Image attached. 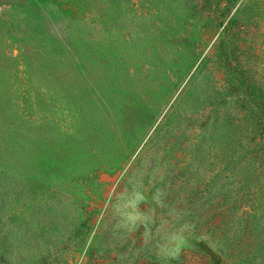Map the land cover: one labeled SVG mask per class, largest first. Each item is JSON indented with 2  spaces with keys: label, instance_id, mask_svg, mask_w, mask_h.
Here are the masks:
<instances>
[{
  "label": "rangeland",
  "instance_id": "1",
  "mask_svg": "<svg viewBox=\"0 0 264 264\" xmlns=\"http://www.w3.org/2000/svg\"><path fill=\"white\" fill-rule=\"evenodd\" d=\"M0 264H264V0H0Z\"/></svg>",
  "mask_w": 264,
  "mask_h": 264
}]
</instances>
